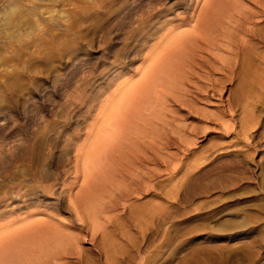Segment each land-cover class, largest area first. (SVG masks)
Returning a JSON list of instances; mask_svg holds the SVG:
<instances>
[{
	"label": "rangeland",
	"instance_id": "obj_1",
	"mask_svg": "<svg viewBox=\"0 0 264 264\" xmlns=\"http://www.w3.org/2000/svg\"><path fill=\"white\" fill-rule=\"evenodd\" d=\"M0 116V197L40 196L0 241L55 222L56 264H264V0H0Z\"/></svg>",
	"mask_w": 264,
	"mask_h": 264
},
{
	"label": "bare ground",
	"instance_id": "obj_2",
	"mask_svg": "<svg viewBox=\"0 0 264 264\" xmlns=\"http://www.w3.org/2000/svg\"><path fill=\"white\" fill-rule=\"evenodd\" d=\"M211 15H213V14H211ZM206 22L207 21H205V23ZM209 22H211V21H209ZM145 36H146V33H143V34L141 33V35H139V37L137 36L138 41L140 42V41L144 40ZM147 37H148V35H147ZM179 44H181V43H179ZM130 52L131 51L128 50V54H130ZM128 54H127V56H128ZM167 64L168 63H166L165 61H162V63H160V61L156 62V65L152 68L149 76L155 75L154 78L155 77L157 78V76L162 77L164 75V72L166 73V67L165 66H167ZM150 78H152V77H150ZM91 98H92V95L91 96L87 95V94L85 95V93H84L83 97H82V99L85 100L84 105H86V102H88L90 100L92 101ZM1 120H3V118L0 116V121ZM63 139H64V135L61 132L53 134L50 137V139H48L50 142V145H49L50 147L48 148V150H49L48 151V157L46 159L48 161V165L52 168V170L56 171V173L59 171V168L61 167V164H62V158L60 156V153H58L59 152L58 149H60V147L62 146ZM66 140H67V138H66ZM97 145H99V147H100V144H97ZM99 147L97 146L96 148H99ZM90 150L88 152H90ZM46 152H47V150H46ZM9 153H11V151ZM13 153L15 154L16 152H13ZM14 154H12V155H14ZM22 154H24V153H22ZM0 155H3V153L1 154V152H0ZM7 156H8V153H7ZM87 158H89V157H87ZM85 161H87V160L85 159ZM57 176H58V174H56V179H57ZM53 187H55V186H53ZM50 190H51L50 186H44V188H43L44 192H50ZM37 192H38L37 187H33L30 190L22 192V193L21 192H10V193L7 192L3 196H1L0 197V220L11 219V218H13V215L15 212H18L22 209H25L28 206L33 205L35 202H37L38 197H40ZM44 200H46V199H44ZM37 206H38V204H37ZM23 219H26V218H23ZM93 221H94V219H93ZM17 223H16V221L9 220V221H7L6 226H9L11 228V226H13L14 224H17ZM52 224L55 225V226L51 225V226H53V228L52 227L42 228V227H39V225H38V227L36 225L30 226V228L29 227H26V228L23 227L24 230L20 229V231H16V232L14 231L10 237H8L7 239H5L3 241H0V264H56V259L58 258V257H56V254H58V252L56 251V248H57L59 240H61V238L58 235V232L55 230V227H56L55 222H53ZM60 231H62V230L60 229Z\"/></svg>",
	"mask_w": 264,
	"mask_h": 264
}]
</instances>
